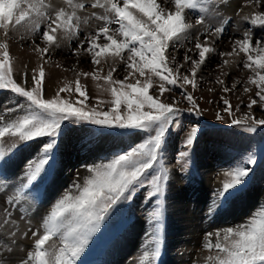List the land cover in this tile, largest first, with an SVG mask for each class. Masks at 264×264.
Wrapping results in <instances>:
<instances>
[{
    "label": "snow or ice",
    "instance_id": "obj_1",
    "mask_svg": "<svg viewBox=\"0 0 264 264\" xmlns=\"http://www.w3.org/2000/svg\"><path fill=\"white\" fill-rule=\"evenodd\" d=\"M222 2L224 0H59L54 7L51 0H0V32L4 36L0 41V91H7L13 101L11 107L0 106V173L21 147L44 141L35 157L27 162L23 182L14 187L12 195L4 202L3 217H0V264H13L11 253L18 240L16 219H25L23 215L14 217L12 207L20 205L25 190L35 187L52 172L60 137L64 128L72 124L120 136L143 133L145 138L129 150L113 154L106 162L87 166V174L82 178L77 175L42 217L38 229L33 231L29 225L28 231L23 233L24 237L30 235L33 243L26 258L20 259L18 264H82L86 251L109 217L145 187L146 200L155 198V203L146 217L151 230L146 247L152 245V248L150 252L145 251L140 264H146L149 257L153 261L160 257L164 195L170 178L164 155L167 138L174 129L183 132L178 159L190 158V151L203 129L198 120L185 128L180 117L185 112L203 117L204 110L193 92L199 87L198 72L216 49L212 39L202 40L197 35L182 62L174 52L184 47V41L192 39L197 25L203 27L205 17L217 14L215 9ZM256 4L260 7L264 0H256ZM87 7L103 11L93 12L91 17L82 20L79 13ZM189 10L198 14L194 23L188 20ZM92 17L102 23L79 40L82 23L88 24ZM242 19L264 30V11H255ZM223 23L216 26L214 32L208 29L205 32L209 37L223 35ZM20 29L25 33L21 39H31V48L43 64L49 62L51 51L60 48L62 42L78 40L70 54L78 60L90 58L93 71H78L74 88L72 84H65L47 97L43 64L38 71L33 70L31 74L24 71L16 78L7 41L11 32ZM193 52L196 58L189 54ZM241 54L239 61L223 60L222 67L242 63L248 71L243 87L244 93L251 94L246 104L248 111L237 118L232 104L224 96L220 97L221 111L232 117V126L246 133H257L258 129L264 131V118H261L264 117V37L254 39L253 31L246 29L242 38L233 42L230 52L220 53L222 57H241ZM103 64L109 67L104 75ZM118 65L123 66L122 79L114 78ZM81 76L97 81V87H103L111 99L90 105ZM101 80L103 86L99 83ZM216 83L222 86L224 93H229L235 91L241 81L235 80L229 87L217 77ZM189 86L192 91L188 90ZM174 88L181 90L188 108L179 107L180 101L174 97L171 102L162 99ZM73 96L77 98L72 99ZM16 100L21 102L16 104ZM208 103L216 104L215 101ZM254 106L260 110V117L254 114ZM221 111L216 112L217 121L225 119ZM235 111H240L239 105ZM257 163L256 155L249 153L223 171L224 179L214 192L209 215L242 194ZM8 187L7 182L0 179V195ZM18 211L28 210L21 205ZM203 247L214 252L206 258V264H264V206L244 223L209 233Z\"/></svg>",
    "mask_w": 264,
    "mask_h": 264
},
{
    "label": "rangeland",
    "instance_id": "obj_2",
    "mask_svg": "<svg viewBox=\"0 0 264 264\" xmlns=\"http://www.w3.org/2000/svg\"><path fill=\"white\" fill-rule=\"evenodd\" d=\"M231 1L224 0V2L220 4L227 5ZM51 2L54 7L59 4V0H51ZM241 2H243L241 3L243 6L247 7L245 12H248H243L244 14H241L240 19L235 20L233 14L224 13L219 4L218 8L215 9L217 14L211 17H205L203 27L197 25L196 29L192 32V39L184 41V47L178 48L174 52L177 60L182 62L185 51L192 47L197 35H199L202 40L208 38L212 39L216 49V51L211 54L206 64L202 66L201 70L198 72L199 87L193 92L200 108L204 110L203 117L198 118L187 112L180 117L181 124L185 128L198 120L199 125L202 126L203 129L202 134L190 151V158L178 159L182 149L181 141L184 136L183 132L174 129L167 138L164 155L165 166L170 171V178L167 181L164 195L163 244L160 257L154 261L149 257L146 264H170L169 256L182 257L185 254L190 255L191 253L190 250L178 249V247H175V250H171L172 246H170L173 240L170 238L173 233L172 223L177 219V217L172 216L173 211L171 208V205L174 204L171 185L176 184L173 183V175L179 178V183H177L178 187L181 185V187L188 190V196L190 194L193 196L190 197L191 201L187 198L186 201L189 202V204L187 203L186 207L190 211H194L196 206L192 198H195L199 194L200 185L203 181L201 170H203L204 167L201 168V166L204 160L213 158L211 160V167H213L215 171L209 174L212 179L211 188L207 187L204 189V195L207 196V201L205 205H203L204 209H201L203 214L202 217H204L203 221L208 223L209 228L203 233L196 254L191 257L194 264H206V258L214 254V252H210L203 247L209 233L221 231L227 227H235L244 223L256 211L264 206V131L258 129L257 133H246L242 128L232 126L230 124L232 117H229L227 113L221 111L223 105L220 102V97L224 96L229 99L233 106L235 116L239 118L248 111L246 104L249 102L251 94L243 92L244 82L249 73L242 67V63H230L222 67L223 60L239 61L242 59L243 54H241V57H222L220 53L230 52L233 42L236 39L242 38V33L246 29L253 31L254 39L264 37V30H261L259 26L251 25L250 20L245 21L242 19L244 16L250 15L255 11H264V5L257 7L256 0H241ZM250 6L252 7L250 8ZM102 11V9L87 7L80 12L79 15L83 20L91 17L93 12L100 14ZM196 18H198V14H196L194 10H189V22L194 23ZM222 21H224L223 35L217 34L216 36L209 37L205 29L214 32L215 27L219 26ZM101 23L102 22L95 20L94 17L89 20L88 24L82 23L79 40H83L84 36L89 32H94ZM22 36H25L23 29L13 31L10 33L7 41L10 55L13 58L17 79L20 78V75L24 71H27L29 74H31L33 70L38 71L40 65L43 64L39 55L31 48V39L27 37L21 39ZM3 39V33L0 32V41ZM77 43L78 40L62 42L60 48L51 51L49 62L43 64L46 73L45 84L47 97L50 98L53 96L55 90L64 87L65 84H72L74 88V81L78 71H93L94 66L90 63V58L80 57L78 60L77 57L70 54V50L76 48ZM189 54L192 55L193 58H196L195 52ZM45 59H48V57L46 56ZM102 66L104 68L102 75H104L109 70V67L107 64H103ZM222 73H227V75H222ZM124 75L123 66L118 65V70L114 73V78L122 79ZM217 77L223 79L225 84L229 87L235 80H240L241 83L237 86L235 91L224 93L222 91V86L216 83ZM80 81L89 95L90 105H96L99 100L108 101L111 99L109 93L105 92L103 87L98 88L97 81L92 80L91 77L81 76ZM99 83L102 86L104 85V81L102 80L99 81ZM209 89H213V91H209ZM188 90L192 91L190 86ZM180 93L181 90L179 88H174L171 93H166L165 97H162V99H165L166 102H171L174 97L176 100L180 101L179 107L186 109L189 105L183 100ZM61 95L67 97L68 94L61 93ZM76 98V96L72 97V99ZM208 101H215L216 104H210ZM241 101H243V103H241ZM20 102V100L15 101L16 104ZM12 103L13 101L10 94L7 91H0V106L7 104L11 107ZM237 105L240 106L239 112L235 111ZM217 111H221V114L225 117L224 120L217 121L215 119ZM253 112L256 116H261L258 107L254 106ZM144 138L145 134L143 133L120 136L109 134L100 129L93 130L89 126L79 124H72L64 128L63 135L59 140L56 163L53 165L52 172L41 182L37 183L35 187L25 190L24 198L20 202V205L12 207L14 217L21 216L24 213H26L25 216L35 213L37 215L36 218L38 217V220L35 221H23V226H20L18 219H16L19 238L27 239L28 241V246L21 256L22 259L26 258L28 251H31V244L33 243L31 236L24 237L23 233L28 231L29 225L33 231L38 229L42 217L47 213L55 200L61 196L64 190L70 187L73 179L76 178L77 175L82 178L87 174V166H92L102 161L106 162L113 154L129 150L132 146L142 142ZM43 142V140H38L27 147H21L16 155L13 156L11 162L6 165L5 171L0 173V179L6 181L9 186L5 193L0 195V217H3L2 208L7 196L12 195L14 187H18L20 183L23 182L22 177L26 164L35 157ZM63 148L65 149V154L71 151L67 155L68 157L63 154ZM249 153L256 155L258 163L254 166V172L247 182L248 186L246 185L241 195L229 201L223 208L217 209L212 215H209V206L212 204L214 192L220 187L221 181L224 179L223 171L226 170V168L225 166L223 167L222 161L230 157V160L234 159V163H236ZM197 164H199V166ZM218 164H220V167ZM227 166L230 168L234 165ZM182 167L184 169L183 171H181ZM64 168L67 170H64ZM197 175L199 177L195 179ZM254 189H259L260 193L254 196V198L248 202L250 204L247 206L248 195L250 192L254 191ZM146 192L147 187L140 189L130 202H126L123 206H119V211H114V214L105 222L102 231L94 238V242L86 251L85 256L82 258V264H140L145 251L150 252L152 248V245H147L146 247L147 241L151 238L149 235L151 230L146 217L149 210L154 206L155 198L146 200ZM21 205L28 211L19 212L18 208ZM241 205L247 207L245 212L241 209ZM134 233H136L137 236L139 235L138 238L142 240V243L136 251L134 248H131L128 243V238ZM212 240L214 243V236ZM11 260L13 264H18L19 262V260L15 261V258H11ZM122 260L123 262H121Z\"/></svg>",
    "mask_w": 264,
    "mask_h": 264
},
{
    "label": "bare ground",
    "instance_id": "obj_3",
    "mask_svg": "<svg viewBox=\"0 0 264 264\" xmlns=\"http://www.w3.org/2000/svg\"><path fill=\"white\" fill-rule=\"evenodd\" d=\"M241 3H243V2H241V0H232L227 5L220 4V6H221V10H223L224 13L226 12L227 14H233L234 19L238 20V19H240L241 14L243 12H245V9H247V7L243 6ZM251 7L252 6H250V8ZM247 12H245V13H247ZM64 152H65V149L63 148V154H65ZM68 154H65V155L67 156ZM212 159L213 158L204 160V163L201 166V168L204 167V169L201 170L202 174H203V181L201 182V185H200L201 188L199 190V194L195 198H192V201H193L194 205L196 206L194 211H190L186 207L187 203L189 204V202L186 201L187 198L190 199V201H191L190 197H193V196L191 194L189 196L187 195L188 190L186 188L181 187V185H180V187H178L177 183H179L178 182L179 178L177 176L173 175L172 180H173V183H176V184L171 185L172 191H173L172 199L174 201V204L171 205V208L173 211L172 216L177 217V219L174 221V223H172L173 224L172 225L173 233L171 234L172 236L170 238H172L173 240L170 243L171 244L170 246H172L171 250H175V247H178V249L190 250L191 253H190V255L185 254L182 257L169 256V263L170 264H194V261L191 257H192V255L196 254V252L200 246L201 237H202L203 233L206 232V230H208V228H209L208 223L203 221L204 217H202L203 214L201 212V209H204L203 205H205V203L207 201V196L204 195V191H205L204 189L207 187L211 188L212 179H211V176L209 174L212 173V171H215L213 169V167H211L212 166V162H211ZM64 170H67V169L64 168ZM64 170H62V171H64ZM258 193H260L259 189H256V190L254 189V191L250 192V194L248 195V198H247L248 199L247 200V206L250 204L248 202H250V200L253 199L254 196L258 195ZM246 208L247 207H245V205H243V206L241 205V209H243L244 212H245ZM25 215H26V213L23 214L25 219H23V220L18 219L20 226L24 225L23 221L38 220L37 219L38 217L36 218L37 215L35 213L32 215H29V213H28L29 216H25ZM136 224H139V223H136ZM138 236L136 233H134L131 237L128 238V243H129L130 247L134 248L135 251L137 248H139V245L142 243V240L139 239ZM27 246H28L27 239H21L18 236L17 244L14 246V250L11 253V258H15V261L22 259L21 256L23 255L24 250H25V248H27ZM132 252H134V251H132ZM126 258H127V256H126ZM106 261H107V259H106ZM121 262H123V260Z\"/></svg>",
    "mask_w": 264,
    "mask_h": 264
},
{
    "label": "crops",
    "instance_id": "obj_4",
    "mask_svg": "<svg viewBox=\"0 0 264 264\" xmlns=\"http://www.w3.org/2000/svg\"><path fill=\"white\" fill-rule=\"evenodd\" d=\"M236 163H234V159L230 160V157H227L226 160L222 161V165H223V167L225 166L226 169L229 167L227 165H230V166L234 165L235 166ZM197 165L199 166V164H197ZM218 165L220 167V164H218Z\"/></svg>",
    "mask_w": 264,
    "mask_h": 264
}]
</instances>
